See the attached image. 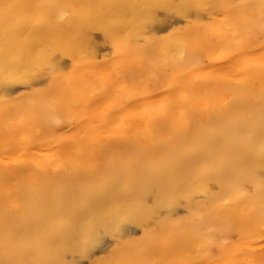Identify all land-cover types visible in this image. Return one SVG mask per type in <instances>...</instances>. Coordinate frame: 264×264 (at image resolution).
Here are the masks:
<instances>
[{"label":"bare ground","instance_id":"6f19581e","mask_svg":"<svg viewBox=\"0 0 264 264\" xmlns=\"http://www.w3.org/2000/svg\"><path fill=\"white\" fill-rule=\"evenodd\" d=\"M105 239L264 264V0H0V264Z\"/></svg>","mask_w":264,"mask_h":264},{"label":"rangeland","instance_id":"374dc122","mask_svg":"<svg viewBox=\"0 0 264 264\" xmlns=\"http://www.w3.org/2000/svg\"><path fill=\"white\" fill-rule=\"evenodd\" d=\"M164 31H160L158 33H162ZM108 49L106 47H102L99 49V52L97 53L98 57L100 58L102 54H110V52L108 53ZM108 56V55H107ZM148 203H151V199L148 198ZM181 209V210H180ZM165 214L164 210L161 211L160 215L163 216ZM188 215L187 210L185 209V207H183L182 205L179 206V208L177 209V211L172 215V219H181L185 216ZM143 233H142V229H140L138 226H130L129 228V232L127 233V235L124 237L125 240L130 239V240H135V239H140L142 237ZM106 241V242H105ZM104 242V243H103ZM95 250L93 253V256L89 259L86 258H75L72 257L71 255L67 254L66 255V260L67 261H71L74 264H91L93 261L106 257V255L109 253V249H111L114 245L115 242L111 241L110 239H105ZM70 259V260H69Z\"/></svg>","mask_w":264,"mask_h":264}]
</instances>
